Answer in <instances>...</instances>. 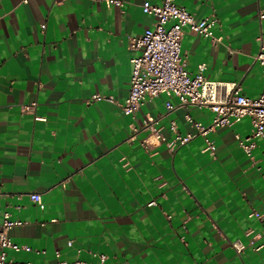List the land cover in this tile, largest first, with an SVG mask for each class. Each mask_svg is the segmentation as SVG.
Returning <instances> with one entry per match:
<instances>
[{
  "label": "crops",
  "instance_id": "0c3cea01",
  "mask_svg": "<svg viewBox=\"0 0 264 264\" xmlns=\"http://www.w3.org/2000/svg\"><path fill=\"white\" fill-rule=\"evenodd\" d=\"M123 1L0 0V217L22 221L9 235L31 248L7 249L8 260L98 264L104 254L109 264H264V247L255 251L245 234L264 229L263 141L255 163L236 139L252 134L244 117L210 133L214 152L201 135L174 153L165 143L144 147L148 132L134 127L147 114L167 113L160 124L171 140V120L185 134L193 131L186 114L209 124L214 113L195 105L167 112L166 102L179 100L165 94L148 98L136 121L123 112L138 54L131 39L154 21L146 0ZM177 2L197 18L215 16L213 33L223 38L214 44L184 29L190 76L205 63L206 78L237 82L258 98L264 0Z\"/></svg>",
  "mask_w": 264,
  "mask_h": 264
},
{
  "label": "built area",
  "instance_id": "2783aa9c",
  "mask_svg": "<svg viewBox=\"0 0 264 264\" xmlns=\"http://www.w3.org/2000/svg\"><path fill=\"white\" fill-rule=\"evenodd\" d=\"M108 6H124L123 0H105ZM144 13L154 17L153 24L145 32L131 39V48L138 51V54L131 59L133 68L130 80L129 93L122 106L123 112L137 120V113L148 98H154L165 94L175 96L178 103L166 102L167 112L180 107L195 105L201 108H209L214 116L209 124L195 120L190 114H186V119L191 124L193 131L185 134L181 133L175 120H171L169 129L173 132V138L168 140L164 135V125L160 124L161 119L167 114L154 116L147 114L140 126L134 127V131L144 130L148 136L142 140V145L146 148L157 144L165 143L168 150L174 153L181 145L187 144L196 136H203L206 141V151L214 152L215 141L210 138V133L218 128L228 127L244 117H248L252 124V134L247 137L236 136L238 144L242 147L246 155L256 163L253 151L257 147L256 139H261L264 144V90L258 98H250L242 94L237 82L215 81L204 76L206 64H199L198 73L190 76L187 70V55L181 52L184 29L189 28L193 32L209 38L212 43L217 44L222 41V37H217L213 33V27L217 23L215 16L197 18L194 13L187 8L180 6L177 0H162L161 3H151L146 0L142 4ZM264 18V13L261 14ZM1 18V15H0ZM255 61L260 64L264 73V41L255 56ZM93 100L113 101L112 97L94 94ZM36 104L24 106L33 108ZM44 120L45 118L36 117ZM264 160V157H263ZM259 170L262 167H258ZM264 179V175H263ZM31 200L39 207L44 208L42 195L38 192L30 194ZM156 204L152 201L149 205ZM251 215H255L253 212ZM264 219V212L260 215ZM20 220L11 218L9 212H5L0 217V264H36L32 262H15L8 260L7 249L15 251H30L29 246H19L15 244L9 231L22 225ZM248 237V246L255 251H260L264 243L258 242L264 236L262 232L256 233L253 229L245 231ZM72 245V242H69ZM232 246L238 254L246 249V244L241 240L232 242ZM56 256L60 252L56 250ZM98 264H109L104 254L99 255ZM56 264H94L82 260L69 262L59 260Z\"/></svg>",
  "mask_w": 264,
  "mask_h": 264
}]
</instances>
